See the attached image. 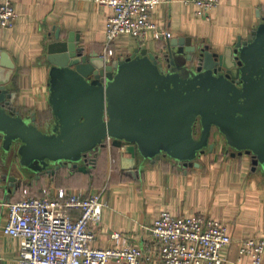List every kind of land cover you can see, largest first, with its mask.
<instances>
[{
  "label": "crops",
  "instance_id": "1",
  "mask_svg": "<svg viewBox=\"0 0 264 264\" xmlns=\"http://www.w3.org/2000/svg\"><path fill=\"white\" fill-rule=\"evenodd\" d=\"M12 1L18 17L12 28H0V51L15 66L8 86L15 94V106L36 114L42 125L53 118L47 48L57 33L63 37L78 34L87 53L106 58L130 56L138 48L163 57L169 42L150 35L142 44L123 34L113 45L115 55L110 56L106 53L110 8L94 0ZM196 12L187 0H161L154 17L159 29L171 32V40L192 38L222 51L264 23V0H221L210 20ZM91 158L95 164L82 163L83 170L62 168L38 177L26 169L19 155L8 154L0 139V264H20V240L4 232L6 205L28 196L45 198V189L54 199L59 190L85 198L100 196L105 206L101 221L93 225L92 248L143 247L152 239L151 228L167 211L176 216H207L225 225L233 240L223 250L225 264H253L250 256L240 254V241L264 238V176L253 171L248 156L225 153L221 141L195 165L163 158L155 163L142 161L132 173L123 169L120 151L109 141ZM13 176L16 183L11 181ZM72 214L78 217L79 212Z\"/></svg>",
  "mask_w": 264,
  "mask_h": 264
},
{
  "label": "water",
  "instance_id": "2",
  "mask_svg": "<svg viewBox=\"0 0 264 264\" xmlns=\"http://www.w3.org/2000/svg\"><path fill=\"white\" fill-rule=\"evenodd\" d=\"M162 54L94 56L78 34L57 33L47 48L53 118L42 125L15 106V66L0 51L4 150L41 177L95 164L109 141L132 173L163 158L195 165L222 141L225 153L248 156L264 176V23L222 51L184 37Z\"/></svg>",
  "mask_w": 264,
  "mask_h": 264
},
{
  "label": "built area",
  "instance_id": "3",
  "mask_svg": "<svg viewBox=\"0 0 264 264\" xmlns=\"http://www.w3.org/2000/svg\"><path fill=\"white\" fill-rule=\"evenodd\" d=\"M113 10L107 23V55L114 56L113 45L123 34L142 44L172 39L161 30L154 10L161 0H94ZM197 8V16L211 19L221 0H187ZM12 0H0V28H12L17 19ZM26 197L7 204L8 222L4 232L20 240V264H225L223 250L233 240L225 225L207 216L184 217L162 212L151 228L152 239L143 247L122 249L90 247L95 240L93 225L100 222L105 204L100 196L85 198L59 190L52 198ZM78 211L74 217L72 211ZM115 238H119L116 234ZM240 254L253 264H264V238L240 241Z\"/></svg>",
  "mask_w": 264,
  "mask_h": 264
}]
</instances>
